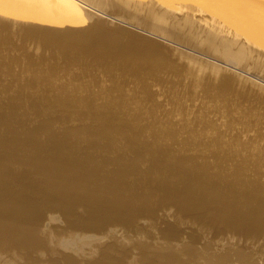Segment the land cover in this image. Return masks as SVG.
<instances>
[{
    "label": "rangeland",
    "instance_id": "1",
    "mask_svg": "<svg viewBox=\"0 0 264 264\" xmlns=\"http://www.w3.org/2000/svg\"><path fill=\"white\" fill-rule=\"evenodd\" d=\"M80 1L83 0H63V2L59 0H0L1 40L7 37L8 41L9 36L13 43L20 42L23 46L22 49L19 43V45L16 43V47H18L21 58L24 57L27 63L31 61L30 65H35L34 63L38 62L39 65L37 63L36 66H42L48 71L57 70L56 72L52 70L55 74L49 71L54 77L66 74L65 71L72 68L69 71L73 76H69L72 79L70 83L76 81L75 78H78L77 76L81 75V72L83 74L77 79V82L86 80L87 76L89 77L96 70L99 73L100 68L102 71L104 70V65H101L99 69H94L99 65L93 63L108 45L106 40L108 35L117 37L113 52V55L117 57H120L121 53L125 55L127 51H131L132 54L129 53L125 57H135L136 59L140 57L139 60L145 64L143 65L144 69L149 71L150 66L154 63L151 66L153 72H157L163 67L158 64V61H163L167 64L165 65L167 68L160 71V78L155 76L157 73L151 71V74H154L152 75L154 79L150 74L151 77H147L143 81L145 83L141 82L143 85H140V82L137 84L134 79L135 72L132 71L137 69L133 65H121V68L128 66L130 72L125 70L126 67L123 70L120 67L118 69V65L117 67L115 65V72L112 65H106L109 70H106L105 67L103 76L101 73L97 74L98 78L101 76L100 80L102 77L111 79L114 77L111 73L114 71L113 74L118 75L113 78V81L118 78L124 81L126 78V83L125 81L124 83H128V86L130 83L131 86L134 85L137 88L142 86L146 92L148 90L149 93H146L141 88L142 93H145H143L141 102L142 99H151L152 106L149 107H152L150 113L153 119L148 123L142 119L141 124L153 126V133H159L160 136L165 131L183 135L181 131L191 124L190 117L182 123L178 120L165 122L162 119L167 116L173 119L180 118L183 114L181 109L184 108L187 100L185 96L184 102L177 98L174 108L168 110L164 105L162 111L157 112L159 102L164 99L159 92L161 93L163 90V79L168 73H172L175 81H178L181 86H185L187 90L191 88L189 85H192V78V83L199 81L196 83L199 86L203 80L201 86L205 82V87L209 88L208 92L212 90L213 93L216 92L213 89L215 86L217 89L223 88L220 82H216L220 81L219 78L230 77L231 82L241 84L240 86L244 87L242 90L247 89V91H243L245 94L238 93L237 90L230 88L231 90L226 89L227 92H231V94L228 92V95L223 88V93L226 92L223 95H227L226 98L229 97L226 99L227 103L232 107L237 106L236 108L243 106L244 109L256 111L264 117V34L262 33L264 32V17L262 15L252 12L244 6L242 8L235 5L234 9L232 3L225 0H214L215 2L213 0H194V2L189 0L190 3H187V0ZM220 1L221 3H219ZM136 2H139V5L142 2V6L139 7ZM143 2L149 9L146 10ZM149 3L150 5H148ZM63 4H66L67 7ZM221 4L224 6L223 9L226 8V4H229L230 8L228 9L230 10L227 8L223 10L219 6ZM213 8H217L214 9L216 12ZM210 9L213 11L212 13ZM149 12H151L150 16ZM238 12L240 14H237ZM247 12L248 16H252L247 17ZM219 13L220 15H218ZM167 14L170 15L166 19ZM244 14L246 17H243ZM160 17L165 19L161 18L162 21H160ZM254 17L257 19L255 20ZM152 18L160 19V23L169 20V18L170 20L166 22L168 24L165 22L160 24L158 20L157 23L153 22ZM204 18L207 20L205 21ZM182 19L184 22L191 21L192 23L189 22L191 25L188 22L187 24L191 28L195 27L196 30L190 29ZM172 20L174 24L179 20L181 25L176 23L177 26L175 24L176 27H174ZM194 20L197 23L194 24ZM203 20L206 24L208 22L207 27ZM238 22L241 23L238 24ZM196 24L198 27L200 24L205 28L204 31L201 27L197 29ZM254 25L255 27H253ZM208 27L215 28L213 30L217 36L212 35L211 37L210 35L208 38L209 34H213L212 29H209L208 33ZM219 27L221 28L219 29ZM217 28L222 30V33L221 31L219 33ZM223 33L229 36L227 37L229 41L226 36H222ZM96 34H100L102 38ZM199 35L203 37L201 38ZM221 36V40L225 43L227 40L226 44L231 43V37L233 42L237 41L234 42L233 48L230 46L232 50H235V46L240 43L241 49L246 48L244 50L248 51L247 56H245L246 54L241 56L244 60L240 59L241 57L238 59L228 57L227 59L224 55V48H222V55L221 46L223 47L225 43L219 40ZM215 37L219 39L216 40ZM22 38H26V41ZM70 38L72 43L74 42L73 46L76 45V50H74L77 54L75 56H80L79 52L82 54V57H79L81 62L77 61L78 58L74 59L76 64L74 67L78 70L71 67L72 65H65L66 60L62 61L66 59L64 55L69 57L72 54L73 46L66 44ZM254 38L256 42L253 41ZM12 41L10 39L8 42L14 46L15 43L13 44ZM172 41L174 42L172 43ZM233 42L230 45H233ZM84 43L87 45L86 50L81 47ZM85 45L84 48H86ZM157 46L160 51L153 49ZM35 49L38 51L35 52ZM66 49H69V55L64 54ZM251 49L253 54L250 53ZM44 51L46 53L55 51V53L46 54L43 53ZM31 53H35V56ZM39 54L45 56L42 58ZM56 54L58 57L63 54V59L56 57ZM53 55L58 60L62 59L61 63H57L58 60H54ZM96 55L98 56L96 57ZM26 56L29 58L25 59ZM37 56L39 57L38 61L36 60ZM141 57L143 59L146 57V60L144 59V61ZM40 58L43 59L45 62L43 64L46 66L40 65L43 62ZM98 59H101V56L97 58V61H99ZM50 61H54L55 65ZM100 61L99 63H101ZM78 63L81 66H78ZM99 63L97 62V64ZM215 64L221 67L218 69L219 71L215 68ZM83 66L92 73L88 71L85 73L86 70H83ZM66 67L68 68L66 69ZM81 67H83V71L80 69ZM62 70L65 73H61ZM75 71L79 72V75ZM104 72H107L109 76H105ZM118 72L120 74L127 72L122 74L127 77H122ZM84 74L87 76L82 77ZM195 77L197 78L195 79ZM111 81L110 83L104 82L105 85L108 84V86H104L105 90H114L118 84H122V82H118L120 80H117L118 84L116 85V81H112L113 83ZM209 82L213 88L207 87ZM218 83L220 84L218 85ZM150 86L157 89L156 91L153 89V93L156 92L157 95H153L149 90L152 89ZM199 86L197 87L199 88ZM192 87L195 86L192 85ZM40 90L37 87L27 90L26 96L21 97L20 102L8 101L5 98L8 94H0L3 98L0 101L1 183L3 181L4 188L35 198L40 194L38 187L47 183L50 180L48 176L52 174L58 179V181L53 180L56 184L53 185L52 192L59 193L61 191L64 195L61 198L70 206V210L65 212L66 210L64 211L62 207L50 203L42 204L39 218L28 225L33 229L35 238L24 247L9 242L7 245L1 246L0 264H264V204L255 200H247L243 194L238 195L237 192L228 191L223 184L211 182L198 170L203 165H208L212 169L214 163L212 156L215 146L213 141L208 140V136L201 137V146L196 147L198 151H193L192 148H188V145L186 147L187 140L175 137H169L168 147L160 148L161 150L158 151L150 144L141 143L138 145L129 138L133 131L139 132L131 122L135 118L132 114L134 111L126 112L125 110V113L122 114L118 112V109H111L113 112L106 113V116H100L98 112L88 110V105H84L85 110L80 108L75 118L72 114L63 117L61 101H65L69 97L68 89L64 86L60 93L61 97L59 96V100L56 99L58 102L54 101L53 103L48 98L41 97L44 94ZM212 91L209 92L210 95L207 92L210 99L219 98L222 94V91H219L221 94L216 96ZM40 97L47 102L41 101ZM134 98L140 100L138 97ZM214 98L213 100H215ZM125 100L129 101L130 98L125 96ZM215 113V109H210L207 115H215ZM158 118L162 119L160 127L156 125ZM241 119L227 120L226 123L232 127L231 130H228L227 136L230 134L228 137L234 136L239 132V129L244 131L254 129L253 126L243 127L239 121ZM92 121L107 128V132L116 134L118 139L124 138L127 140V144L132 146L125 163L118 162L117 154L108 149L104 140L93 143L92 138L86 136L83 130L71 129L91 124ZM261 131L260 128L255 131L259 139L262 137ZM184 134H187V139L193 135L192 132H184ZM219 136L227 138L223 132H220ZM206 148H208V152L211 151L207 153ZM119 153L126 154L127 152L123 149ZM184 153L193 157L191 160L196 162L190 165L181 160L179 157ZM231 167L233 168H229V171L238 173L237 166ZM254 181H257V178ZM262 192L264 193V189ZM88 211L99 217L95 228L83 227L80 222L87 218Z\"/></svg>",
    "mask_w": 264,
    "mask_h": 264
},
{
    "label": "bare ground",
    "instance_id": "2",
    "mask_svg": "<svg viewBox=\"0 0 264 264\" xmlns=\"http://www.w3.org/2000/svg\"><path fill=\"white\" fill-rule=\"evenodd\" d=\"M59 1L63 2V0H59ZM83 1H80V2H83ZM187 1H188L187 3H190L189 0H187ZM225 1L229 2V3H232L231 5L234 6V9L237 6L238 7H242V8L244 6V7H247L248 10H251L252 12H255V13H257L259 15H262L264 17V0H225ZM191 2H194V0H192ZM138 3L136 2V4H138ZM219 3H221V1ZM66 4H63V6L64 5L66 6ZM136 4H134V5H136ZM141 4H142V2H140V5ZM217 4H218V2H217ZM138 5H136V6H138ZM140 5H139V7H140ZM143 5H144V2H143ZM146 5L147 4H145L144 6L146 7ZM148 5H150V3ZM221 5H219V6L222 7V9H223L224 6H223V4H221ZM235 5H236V7H235ZM136 6H134V7H136ZM215 6H216V4H215ZM227 6H229V7H227ZM66 7H64V8H66ZM145 7H143V8H145ZM147 8H148V6L146 7V10H147ZM226 8L227 9L230 8V5L226 4ZM167 9H168V7H167ZM214 9H217V8H213V10ZM225 9H223V10H225ZM158 10H157V12H158ZM228 10H230V9H228ZM73 11H74V9H73ZM136 11H137V9H136ZM155 11H156V9H155ZM167 12H168V10L166 11V13ZM210 12L212 13L213 11L211 10ZM233 12L235 13L234 10H233ZM150 13L151 12H149V16H150ZM241 13H242V11H241ZM237 14H240V12H238ZM237 14H236V16H238ZM245 14L243 15V17H246ZM168 15H170V14H167V16H165V18L168 17ZM218 15H220V13ZM248 15L249 14L247 12V17H251L252 16V15H250V16H248ZM253 16H254V14H253ZM155 17H158V16L155 15ZM162 17H160V19ZM169 17H171V16H169ZM189 17H187V18H189ZM258 17H261V16H258ZM165 18H162V19H165ZM174 18H175V16H174ZM221 18H222V16H221ZM241 18H242V16H241ZM162 19L160 21H162ZM204 19H205V21L207 20L206 18H204ZM254 19L256 20L257 18L254 17ZM157 20H158L157 18H156V20H155V18H152L153 22L157 23ZM159 20H158V22H159ZM169 20H170V18H169ZM169 20H165V21H163V23L164 22L166 23ZM190 20L193 22L192 19H190ZM200 20L202 21L201 18H200ZM200 20H199V22H200ZM175 21H177V20H175ZM178 21L176 23L178 25H181L180 21H179L180 24L178 23ZM191 21H189V22L192 23ZM247 21H245V22H247ZM171 22H173V20ZM183 22H184V20H183ZM187 22L185 21L184 23L187 24ZM189 22H188V24H189ZM195 22L197 23V21L194 20V24H195ZM203 22H204V20H203ZM236 22H237V20H236ZM241 22H238V24H240ZM163 23L161 22L160 24H163ZM204 23L206 24V22H204ZM204 23H203V25H204ZM254 23H256V21ZM166 24H168V23H166ZM173 24H174V22H173ZM175 24H174V27L177 26V24H176V26H175ZM186 24H183V25L185 26ZM189 25H191V24H189ZM211 25H212V23H211ZM234 25H236V24L234 23ZM196 26H197V24H196ZM199 26L201 27L200 24H199ZM207 26H208V22L206 24V27ZM200 27L197 26V29L200 28ZM253 27H255V25ZM201 28H203V27H201ZM220 28L221 27H219V29ZM159 29H161V28H159ZM190 29H195L196 30L195 27L194 28L190 27ZM190 29H189V31H190ZM204 29L205 28H203V31H204ZM209 29H212L213 32L211 30L210 31L213 34H209V36L207 35L208 38L210 37V35H211V37H212V35L217 36V35H215V32H214L215 28H212V27L209 28L208 27V29H207L208 33H209ZM219 29L217 28V30H219ZM244 29H245V27H244ZM244 29H243V31H244ZM258 29H259V27H258ZM70 30L75 31L73 28H70ZM200 30H202V29H200ZM262 30H263V28H262ZM220 31L222 33V30H219L218 32L220 33ZM219 33H216V34H219ZM262 33L264 34V32H262ZM191 34H192V32H191ZM3 35H5V34H3ZM96 35L98 37L102 38L100 34H96ZM223 35H224V33L222 34V36ZM0 36H1L0 37V94H8L7 97H5L8 101L20 102L21 97L24 98L26 96L27 90H30V89H33V88L37 87V88H40L41 89L40 92L42 94H44L41 97L48 98V100L51 103H53L54 101L58 102L56 99L59 100V96L61 97L60 93L63 91L64 86H65L68 89V91H69V97L67 98V100H65V101L62 100L61 101V106H62V110H63V117H67L70 114H72L73 117L75 118L76 115L79 113L80 108H83L84 105H88V107H89L88 110H90L91 112H98L100 116H106V113L113 112L111 109H118V112H120L122 114L125 113V110H126V112H133L134 111V113H132V114H134L135 118L131 122L133 123V126L139 130V132L133 131V134L129 138L134 140L136 142V144H138V145L141 144V143L145 144V145H149L150 144L151 147H153L154 149L160 151L161 150L160 148L168 147L167 146V141H168L169 137H175V138L180 139V140H187V142L185 143V146L187 147V145H188V148H192L193 151H198V149H196V147L201 146V144H200L201 140L200 139H201L202 136L206 135L209 138L208 140L213 141V144L215 146V147H213L214 148L213 149L214 153H213V156H212V159L214 160V163L212 165V169H210L208 165H203L198 170L201 171L202 174L207 176L210 179L211 182L218 183V184H223L224 187L228 189V191L237 192L238 195H242L243 194L244 196L247 197V200H255V201H257L260 204H264V193L262 192V190L264 189V117L261 116L256 111H252V110H249V109H244L242 104H240V105L242 106L243 109L240 106H238V108H236L237 106L236 107L234 106L235 108L232 107L226 101V99H228L229 97L226 98L227 95H225L226 97L223 95V94H225L227 92L226 89H230V88H232L234 90H237L238 93L240 92V93H244L245 94L247 89L246 90H242L244 87L242 88L240 86L241 84L239 85V84H235L234 82H231L229 80L230 77H227V76L226 77H221V78H219L220 81H216V82H220L221 84L218 83V85L219 84L222 85L226 92L223 93L222 90H224V89L222 87H221L222 89L219 87L221 90L219 88L218 89H219L220 92L222 91V94L219 93V91L216 94L218 89L215 88L216 86L213 88V86H211V83L209 82L210 84H208L207 87L211 86L213 89H215L216 92H214V93L216 94V96L218 94L219 95L221 94L220 97L218 96L219 98H214L213 97L215 99V100H213V98L210 99L211 97L209 98V96H208L209 92H211L212 90H210L208 92L209 88L207 89L205 87L206 86L205 82H204L203 86H201L203 80H201L202 82L200 84V86H201L200 87L199 84L196 85V83L199 82V81H197L196 83H192L193 82V78H192L191 79L192 81L191 80H189V81H191V84L194 85L195 87H192V85L188 84L191 88L189 87L190 89L187 90V88L185 86L183 87V86H181V84L178 81L177 82L175 81L172 73H168L167 75H165V77L163 79V82H164L163 83L164 84L163 90L161 91V93L159 92L160 91L159 89H158L159 91H157V92H159V94H161L164 97V99L161 102H159V105L157 107V112H161L164 105L166 106V108L168 110L174 108L175 105L177 104V98L180 99V101L184 102L185 101L184 96H185V98L187 100L185 101L184 108L181 109L182 112H183L182 116L180 118H178V119H173V118H171L169 116L164 117L162 119L165 122H171V121H174V120H178L179 122L182 123V122L185 121V119L190 117L191 124H188L186 129L181 131V133L183 135H177V134L171 133L170 131H165L162 134V136H160L159 133H153V126H143L141 124V120L142 119H145L147 121V123L152 121V119H153V117L151 118V113H150V108H152V107H149V106H152L151 99H146V100L142 99V102H141V98H143V96L145 94L144 92H143L144 94L142 93V90H141L142 86L141 87L138 86V88H137L134 85L131 86L130 83H129V86L127 85L128 83L125 84L126 83V81H125L126 78L125 77H127V76H124L122 74H125V73H127L129 71L128 68H127L128 66L127 67L125 66L126 67L125 70H128V71L120 74L121 71L123 70V68H125V67L121 68V65H129V66L133 65L134 68L137 69L136 71H132V72H135L134 73L135 75L133 74L134 75L133 77L137 81V84H138V82H140V85H143L141 82L145 81L147 77L149 78L152 75H154V74H151V71H152L151 66H153L154 63L150 66V71H149L147 69H144L143 65H145V64H144L143 61L139 60L140 59L139 56H138L139 58L137 57L138 59H136L134 57L135 60H133L134 58L125 57V56H128L129 53H131V51H127L125 53V55L123 53H121L120 57H117V56L113 55V52L115 51V42H116L117 37H114L113 35H108L106 37L108 45L103 49L105 53L101 51L102 52V54L100 55L101 59H98L99 61L101 60L100 61L101 63H99V61H97V58L100 57V56H98L99 54L96 55V57L97 56L98 57L96 58V60H94L95 63H93L94 65H99V67H97V68L94 67V69H99L101 65H104V70L106 68H107L106 70H109L108 67H106V65L107 66H109V65L111 66L112 65L113 68L112 67L111 68L114 69V70H115V65H116V67L118 65V69H119V67L122 69V70L120 69L121 71L119 70L120 73L119 72L118 73L120 75H122V77L124 76L125 79L124 78L123 79H124L125 83L120 78L115 79L114 81L117 82V80H120L118 82H122V84L121 83L118 84V82H117V83H115V85L116 84H118V85L115 87L114 90L111 89V90L107 91V90L104 89V86H108V84L105 85V83L107 81H108V83H110V80L113 81V78H115L118 75V74L115 75L116 73L113 74L114 71L112 69H110V70L113 71L111 74H112V77H113V75H114V77L111 78V79L109 78L110 80L107 77L106 78L102 77V79H101L102 82H103L102 83L101 80L99 79V78H101V76L98 78L97 74H99V73L102 74L104 70L102 71L101 68H100L99 69V73L97 72V70L92 73L91 71L89 72L88 70H86V68L83 66L84 67L83 70L84 71L86 70L85 73H87V71H88L89 73H92V74L89 77L86 74H84L82 77H84L86 75L87 76V78L85 77L86 80L84 79V80H80V81L77 82V79L83 74V72H81L82 74L79 75L78 74L79 72L77 73L75 71V73H77L79 76H77L78 78H75L76 81L70 83V80H72L70 77H73V76H72L71 73H69V71H71L72 68L68 70L67 69L69 67L68 66V67H66V69H67L65 71L66 74H60L57 77L56 76L54 77V75H53V74H55L54 73V71H55L54 69L49 68V69L54 70V71H52V70L50 71L49 70L50 72H53V74H51L48 71V69L46 70V68H44L42 66H38L39 65L38 62H37L38 63L37 66H36V64H37L36 62L34 63L35 65H32V64L30 65L31 61L27 63V61L24 60L23 56H22L23 59L21 58L20 53H19V51L17 49L18 47H16V43L20 44V42H16V43L14 42L15 43L14 44L13 41H12V38H10L8 36V39L9 40L11 39L12 43L15 46L14 47L13 45H11V42H8L9 40L8 41L6 40L7 37L5 39L1 40L2 34ZM222 36L220 37V39L218 37L217 38L215 37V38H216V40L217 39L221 40ZM224 36H226V35H224ZM249 36H251V35H249ZM98 37H97V39H98ZM182 37H184V36H182ZM227 37H229V36H226V38ZM245 37H246V35H245ZM215 38H213V41H215L214 40ZM231 38H230V41L232 43L233 39L231 40ZM255 38L253 39V41L256 42ZM22 39H25V41H26V38H22ZM210 39H212V38H210ZM250 39H252V38H250ZM224 40H226V39H224ZM221 41H223V40H221ZM228 41H229V39H228ZM83 42H84V40H83ZM173 42L174 41H172V43ZM180 42H181V40H180ZM234 42H237V41H234ZM234 42H233V45H230L231 43H229V42H228V44H226L227 40H226V43L224 42L225 44L223 45V47L221 46L222 55H223L222 48H224V55L227 57V59H228V57H230V58L233 57V58L238 59L241 56L243 57L244 54H246L245 56H247V54H248L247 52L248 51L246 52V50H244L246 48H242V49L240 48L241 47V43H240V45L238 44V46H239V48L241 50L238 48V46H235L236 48H234L235 50L237 49L236 51L231 49L230 46H232V48H233V46L235 45ZM258 42H260V41H258ZM73 43L71 41V38L66 42V44L72 45V46H73ZM80 44H82V43H80ZM20 45H21L20 48L22 49L23 46H22V44H20ZM84 45H85V43L83 44V46ZM244 45H245V43H244ZM244 45H242V47H244ZM83 46H81V47L86 50L87 49V45H85L86 48H84ZM183 46H185V45H183ZM75 47H76V45L74 44L73 51L71 52L72 54H70V55L68 54V50L69 49L68 50L66 49L67 51L66 50L64 51L65 52L64 54L67 53L66 55H69V57L64 55V57H66V59H63V54H62V56L59 55V57H61L63 59L62 60L60 58L62 61L66 60L65 61V65H72L71 67L76 66L74 59L75 58L79 59V57L82 55L81 52H79V51H81V50L83 51V49L81 48V50L77 51V52H79L80 56L76 57L75 55L77 53H75V50H76ZM52 48L53 47H51V49ZM42 49H44V48H42ZM45 49L47 50V46L45 47ZM49 49H50V47H49ZM153 49H158L159 50L160 48L157 46V47H154ZM248 49H250V48H248ZM99 50H100V48H99ZM37 51H38V49L35 52H37ZM250 51L249 52L252 53V49ZM244 52H246V53H244ZM43 53H46V52L44 51ZM48 53L49 52H47L46 54H48ZM52 53H55V51L52 52ZM31 54H33V53H31ZM31 54H28V55L31 56ZM41 54H42V51H41ZM41 54H39L40 57L45 56L44 54L41 56ZM33 55L35 56V53ZM102 55H103V57H102ZM145 55H146V53H145ZM154 55H155V52H154ZM53 56H54V60H58V58H59L58 55L56 56L58 58H56L55 55H53ZM257 56L259 57V55H257ZM26 57L27 58H25V59L29 58L28 56H26ZM242 57L240 59H242ZM42 58H40V59L43 61ZM141 58L143 59V57H141ZM145 58L146 57H144V59ZM155 58H154V60H155ZM38 59H39V57L37 56L36 60L38 61ZM78 59H77V61H80V59L79 60ZM61 60H58L56 62L57 63H61L60 62ZM130 60H132V61H130ZM242 60H244V59H242ZM96 61L99 64H97ZM158 62L157 63L159 64V66L163 65V67H161L159 70H157V72H153V71L152 72L153 73H157L158 75L155 74V76H157V77L159 76V78H160L159 73H160V71H162V70L167 68V66H165L167 64L164 63L163 61L162 62L158 61ZM43 63H45V62L43 61L42 63H40V65L42 64L44 66L45 64H43ZM50 63L51 64L54 63V65H55L54 61H50ZM51 64H49V65H51ZM78 66H81V65L79 64ZM214 66H215V68H217V71H219L218 69L221 68L220 66H217L216 64ZM83 67H81L80 69L82 70ZM156 68H157V65H156ZM74 69L78 70V68H75V67H74ZM62 72L65 73L63 70L61 71V73ZM115 72H116V70H115ZM214 72H215V70H214ZM106 73L104 72V75L105 76H109L108 73L107 74ZM150 74H151V76H150ZM220 75H221V73H220ZM102 76H103V74H102ZM131 76H132V74H131ZM239 76H241V75H239ZM151 78L154 79L153 76ZM196 78L197 77H195V79ZM103 79H104V81H103ZM105 80H107V81L105 82ZM132 80H130V81H132ZM215 80H213V81L215 82ZM112 81H111V83L114 82V81L113 82ZM128 81H129V79H128ZM148 82H150V80H148ZM216 82H215V84H216ZM143 83H145V82H143ZM134 84H135V82H134ZM151 86H153V85H151ZM197 86H199V88ZM148 88H149V86H148ZM212 88H210V89H212ZM153 89L155 91L157 90L156 88H152V89H149V90H151L152 93H153V91H154ZM183 89H186V90L184 91ZM43 90H45V91H43ZM143 90L145 91L146 89H143ZM243 91H245V92H243ZM147 92L149 93L148 90H147ZM207 92H208V94H207ZM228 92H230V91H228ZM228 92L226 94H228ZM212 93H213V91H212ZM154 94L157 95L156 92H154L153 95ZM229 94H231V92ZM147 95H149V94H147ZM125 96L129 97L130 100L126 101L125 100ZM211 96H213V95H211ZM223 96H224L225 100H224ZM1 97H2V95H0V101H2V99H3ZM41 97L39 98L41 101L47 102L46 100H44ZM134 97H136V98L138 97L140 100H137ZM244 101L246 103V100H244ZM210 109H215L216 110L215 115H211V114L207 115V113H208V111ZM117 115L120 116L119 114H117ZM235 118H242L239 121L242 123L243 127L253 126L254 129H252L251 131H244L243 129H239V132H237L234 136L228 137L230 135V134H228V136H227L228 130H231L232 127L229 126V124L226 123V122L229 119H235ZM162 119L158 118L156 120L157 127H160L159 124H161ZM196 123H197V127H196ZM76 128L77 129H73V128H71V129L72 130H83V132H84V134L86 136L92 138L91 141L93 143H95L96 141L100 142V141L104 140L106 145H107V147H108V149L112 153H116L117 154L118 162H120L121 164L125 163V160L128 157V153H130V151L132 149V146H129L127 144V140H125L124 138L118 139V136L116 134L111 133V132H107L108 131L107 128H103V127L99 126L94 121H92L91 124H84V125H81V126L76 127ZM257 128H260L262 130L261 131V136L262 137L260 139L258 138V134L255 133ZM205 131H206V133H205ZM184 132H192L193 135H191V137L187 139L186 138L187 134H184ZM220 132H223V134L226 135L227 138H223L222 136H219ZM225 141H227V142H225ZM156 142L160 143L162 145H159ZM123 149L126 150V152H127L126 154L119 153ZM206 151H207V153H209L211 150H209V152H208V148H206ZM190 153H191L192 156H194L192 151H190ZM247 157H249V158H247ZM179 158L181 160H184L186 163H188L190 165H193V162H196V161H192L193 157L188 156L186 153L182 154ZM250 161L252 163H249ZM231 166H237L239 168V169H237L238 173L229 171V168H233ZM215 168H216V170H214ZM127 170H130V169H127ZM48 178H50V180L47 183H45L44 185L38 187V190H39L40 194L37 197H35V198H31V197H29V196H27L25 194H20V193L15 192L14 190H10V189L4 188L3 187V181L1 183V178H0V247L7 245L8 242L24 247V246L28 245V243L31 242L35 238V233H34L33 229L30 226H28V225H30V223L36 221L39 218V215L41 213V208L43 207L42 204L50 203V204L62 207L64 209V211L66 210L65 212H68L70 210V206L67 203H65L62 200V198H61V197L64 196L63 193L61 191H59V193L57 191L56 192H52V189H53L52 187H53V185L56 184V183H54L53 180L58 181V179L56 177H54L52 174H50L48 176ZM255 178H257V181H254ZM87 213H88V214H86L87 218L80 221L82 223V226L86 227V228H91V227L96 226L98 224V222H99V217L94 215L93 212H91V211H88Z\"/></svg>",
    "mask_w": 264,
    "mask_h": 264
}]
</instances>
